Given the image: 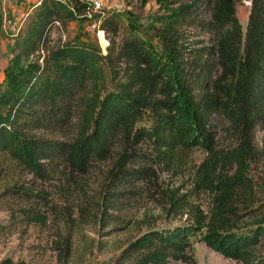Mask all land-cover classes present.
I'll return each instance as SVG.
<instances>
[{"label":"trees","instance_id":"trees-1","mask_svg":"<svg viewBox=\"0 0 264 264\" xmlns=\"http://www.w3.org/2000/svg\"><path fill=\"white\" fill-rule=\"evenodd\" d=\"M250 1L246 27L237 14L244 0H159L151 24L156 43L141 36L108 38L104 53L97 40L69 39L41 53L52 25L77 20L85 4L39 0L18 35L0 95V178L3 171L44 181L59 174L85 176L120 148L97 219L108 226L114 222L107 211L115 207L107 197L114 194L112 188L157 175L147 162L141 169L128 167L140 158H153L137 151L139 145H153L156 164L178 161L202 148L207 156L196 167V184L211 195V206L204 210L185 195L173 194L164 211L174 212L175 220L186 214L183 223L139 233L121 249L119 264H198L195 240L244 264H264L259 252L264 215L240 224L253 211H240L237 204L243 196H254L249 163L255 129L264 122V0ZM3 23L0 0V34ZM101 23L105 32L118 28L113 19ZM190 29L211 33L215 42L195 47L187 38ZM214 116H223L239 138L223 157L215 148ZM75 117V133L68 140L34 132H65ZM226 164H236V171L229 174ZM6 190L18 193L21 206L11 212L9 222L0 221V241L20 221L45 223L55 210L45 192L23 186ZM71 246L69 238L67 252Z\"/></svg>","mask_w":264,"mask_h":264},{"label":"rangeland","instance_id":"rangeland-1","mask_svg":"<svg viewBox=\"0 0 264 264\" xmlns=\"http://www.w3.org/2000/svg\"><path fill=\"white\" fill-rule=\"evenodd\" d=\"M38 1L2 0L4 23L0 34V95L7 86L6 72L14 55L18 35L27 26ZM79 1L85 4V10L79 13L80 18L68 23L56 21L48 31L41 53H46L69 39L97 40L104 53L109 45L108 38L119 41L125 37L141 36L156 43L151 24L153 15L160 9L159 0ZM96 1L101 5L98 6ZM237 7L242 26L246 27L250 5L241 2ZM105 18L117 22L118 28L110 26L107 32L101 29V21ZM188 34L189 42H193L195 47L211 46L215 42L211 33L199 29H190ZM76 122L75 117L65 132L54 133L43 129L34 132L46 138L68 140L75 133ZM211 127L215 132L218 155L223 157L238 145V135L223 116H214ZM254 138L255 153L248 172V178L253 180L254 196H243L237 203L240 211L251 210L254 213H245V216H249L240 224L264 215V122L255 129ZM153 149L149 142L139 145L137 151L151 154L153 158H140L137 162L129 163L128 167L141 169L147 162L154 164L157 175L150 181L144 179L135 184L112 188L114 194L107 197L113 200L115 207L107 211L114 222L108 226H102L97 219L105 208L102 196L106 191L104 188L110 170L122 151L120 148L116 149L109 160L95 164L85 176L66 178L59 174L55 179L44 181L24 172L3 171L0 178V221L9 222L11 212L21 206L18 193L7 191V187L23 186L35 193L45 192L55 203V210L50 209L54 211L51 214L48 212L50 216L47 222L20 221L14 232L2 238L0 263L12 260L14 264H119L121 249L139 233L151 226L164 227L183 223L186 214L175 220L174 212L166 214L164 211L173 194L185 195L202 209H208L212 204L211 195L199 190L196 184V167L205 159L207 152L202 148H195L183 154L178 161L156 164V151ZM224 160L225 157L221 163ZM225 166L224 170L229 174L237 169L236 164ZM69 238L72 248L67 252ZM259 252L264 258V241ZM193 254L198 264H244L225 257L199 240L194 242Z\"/></svg>","mask_w":264,"mask_h":264},{"label":"built area","instance_id":"built-area-1","mask_svg":"<svg viewBox=\"0 0 264 264\" xmlns=\"http://www.w3.org/2000/svg\"><path fill=\"white\" fill-rule=\"evenodd\" d=\"M244 2L247 3L248 6L251 5V1H250V0H244ZM95 3H96L98 6L101 5V3H100L99 1H96ZM37 4H39V1H38ZM37 4H36V6H37Z\"/></svg>","mask_w":264,"mask_h":264},{"label":"bare ground","instance_id":"bare-ground-1","mask_svg":"<svg viewBox=\"0 0 264 264\" xmlns=\"http://www.w3.org/2000/svg\"><path fill=\"white\" fill-rule=\"evenodd\" d=\"M101 38H102V40H104V37H103V35H101Z\"/></svg>","mask_w":264,"mask_h":264}]
</instances>
